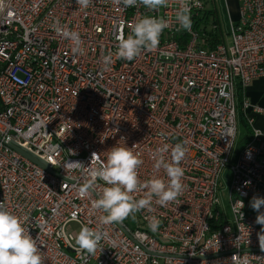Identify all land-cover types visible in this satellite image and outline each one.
Listing matches in <instances>:
<instances>
[{
	"label": "built area",
	"instance_id": "obj_1",
	"mask_svg": "<svg viewBox=\"0 0 264 264\" xmlns=\"http://www.w3.org/2000/svg\"><path fill=\"white\" fill-rule=\"evenodd\" d=\"M238 1L228 43L211 0H191L190 31L176 22L178 0L157 11L112 0L86 9L76 0H0V202L37 240L43 264H264L250 207L253 196L264 197V127L257 126L264 106L241 99L264 77V0ZM144 16L168 21L158 47L118 58L117 36L126 38ZM57 22L79 34L81 52L54 30ZM218 31L221 41L210 47ZM241 120L251 137L232 164ZM177 143L186 148L182 194L163 207L154 199L131 222L101 223L93 201L105 185L91 176L92 154L103 161L116 144L132 147L143 160L141 181L167 179L154 155L166 145L170 161ZM226 169L232 223L219 196ZM153 216L161 221L156 232L148 228ZM71 223L105 234L94 254L78 249Z\"/></svg>",
	"mask_w": 264,
	"mask_h": 264
},
{
	"label": "clouds",
	"instance_id": "obj_2",
	"mask_svg": "<svg viewBox=\"0 0 264 264\" xmlns=\"http://www.w3.org/2000/svg\"><path fill=\"white\" fill-rule=\"evenodd\" d=\"M93 0H76L81 8H88ZM113 4L123 8L143 6L150 11H157L169 4V0H112ZM179 7L176 11V22L180 29L190 31L191 0H178ZM198 6V5H197ZM168 21L164 18L144 16L132 26L131 34L126 38L118 35V58L131 61L138 57L142 51H152L159 45V39L167 28ZM54 30L64 38L70 40L73 52H81L80 36L75 31H70L53 25ZM112 63V55L103 57L104 68L107 69ZM103 142V141H101ZM167 146L156 150L154 155L155 169L164 170L167 179L160 176H152L150 179L141 181L138 169L143 164L139 153L132 147L116 144L106 151V160H99V154L93 153L91 162L96 167L91 169V176L104 182V187L98 198L93 201V207L104 213L100 217L103 224L123 222L135 213L147 209L151 211L153 201L160 206H166L175 201L183 191L182 178L184 169L180 166L186 154V148L182 143H177L171 150V160L166 157ZM95 158V161H94ZM81 167L84 165L78 163ZM246 184L249 182H245ZM143 193L137 198L138 193ZM237 215L243 218L241 209L244 207L242 200ZM250 207L257 213L255 223L261 226L257 234L259 245L264 250V197L253 196ZM235 210V208H234ZM161 221L153 216L148 223L152 232L159 230ZM105 234L98 229L81 226L75 236V244L78 249L88 254H94ZM238 239V238H237ZM0 264H43V256L23 221L13 212L9 211L3 202H0Z\"/></svg>",
	"mask_w": 264,
	"mask_h": 264
},
{
	"label": "rangeland",
	"instance_id": "obj_3",
	"mask_svg": "<svg viewBox=\"0 0 264 264\" xmlns=\"http://www.w3.org/2000/svg\"><path fill=\"white\" fill-rule=\"evenodd\" d=\"M221 4V3H220ZM220 18L222 22V31L224 32L226 41L230 43V19L226 12L223 10V6L220 7ZM251 133L250 130L245 126V123L241 120L239 121V127H238V137L237 142L234 146V152L231 156V163L235 164L237 153L244 147L246 141L250 139ZM232 172L230 169H226L222 174L221 179V190L219 191L220 201H221V208L223 210V213L225 214V217L228 221L231 223L234 221V215L232 211V206L230 202V196H229V188H230V180H231ZM130 218H127L128 222L130 221ZM69 230L71 232H74L75 235L79 232L80 226L76 223H71L69 226Z\"/></svg>",
	"mask_w": 264,
	"mask_h": 264
},
{
	"label": "crops",
	"instance_id": "obj_4",
	"mask_svg": "<svg viewBox=\"0 0 264 264\" xmlns=\"http://www.w3.org/2000/svg\"><path fill=\"white\" fill-rule=\"evenodd\" d=\"M221 3V4H220ZM212 9L218 19L220 30L222 31V22L220 16V7L223 6L224 12L227 13L230 21L237 22L239 20V1L238 0H211L208 5ZM223 32V31H222ZM245 96L252 103L264 106V77L255 79L245 91ZM259 128L264 127L262 119L257 121Z\"/></svg>",
	"mask_w": 264,
	"mask_h": 264
},
{
	"label": "water",
	"instance_id": "obj_5",
	"mask_svg": "<svg viewBox=\"0 0 264 264\" xmlns=\"http://www.w3.org/2000/svg\"><path fill=\"white\" fill-rule=\"evenodd\" d=\"M11 146L15 150L20 152L23 156H25L26 158H28L29 160L34 162L35 164L43 167L44 169H46L48 171H51V167L45 161H43L42 159H40L37 156H35L34 154L30 153L29 151H27L26 149L22 148L18 144L12 143Z\"/></svg>",
	"mask_w": 264,
	"mask_h": 264
},
{
	"label": "trees",
	"instance_id": "obj_6",
	"mask_svg": "<svg viewBox=\"0 0 264 264\" xmlns=\"http://www.w3.org/2000/svg\"><path fill=\"white\" fill-rule=\"evenodd\" d=\"M221 38H222V35L220 33V31L217 32V34L215 35V37H213L212 40H210L209 42V46L210 47H213L216 43L220 42L221 41ZM245 97V93H244V90L241 92V99H243Z\"/></svg>",
	"mask_w": 264,
	"mask_h": 264
}]
</instances>
